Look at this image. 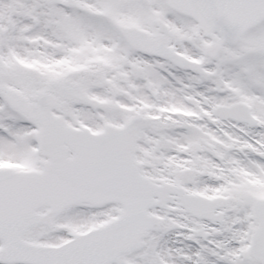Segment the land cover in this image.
Segmentation results:
<instances>
[{
    "label": "snow or ice",
    "instance_id": "snow-or-ice-1",
    "mask_svg": "<svg viewBox=\"0 0 264 264\" xmlns=\"http://www.w3.org/2000/svg\"><path fill=\"white\" fill-rule=\"evenodd\" d=\"M0 264H264V0H0Z\"/></svg>",
    "mask_w": 264,
    "mask_h": 264
}]
</instances>
